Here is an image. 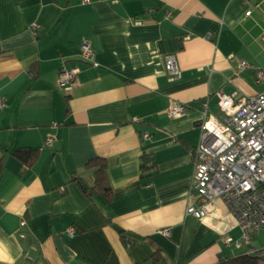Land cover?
Listing matches in <instances>:
<instances>
[{
	"label": "crops",
	"instance_id": "0c3cea01",
	"mask_svg": "<svg viewBox=\"0 0 264 264\" xmlns=\"http://www.w3.org/2000/svg\"><path fill=\"white\" fill-rule=\"evenodd\" d=\"M263 36L264 0H0V264H152L157 249L172 264H214L238 253L186 210L200 100L217 114L216 91L264 89L252 78ZM63 66L80 69L68 87ZM172 101L187 114L170 116ZM17 147L39 149L33 166L22 170ZM96 157L110 198L73 178L91 182Z\"/></svg>",
	"mask_w": 264,
	"mask_h": 264
},
{
	"label": "built area",
	"instance_id": "2783aa9c",
	"mask_svg": "<svg viewBox=\"0 0 264 264\" xmlns=\"http://www.w3.org/2000/svg\"><path fill=\"white\" fill-rule=\"evenodd\" d=\"M262 42L264 45V36ZM81 54L92 61L93 53L86 41ZM165 64L171 78L181 75L175 54H167ZM240 67L253 65L241 62ZM79 70L61 67L58 71L59 84L70 86ZM252 78L264 85L263 70H257ZM235 96L236 92L216 91L217 114L209 112L208 97L200 100L201 137L195 149L190 190V198L194 201L188 205L186 212L222 236L227 245H246L248 252L264 256V246L257 248L250 245L255 235L264 234V89L253 95ZM188 109V104L172 101L168 113L172 117H182ZM142 135L148 138L150 133L147 131ZM55 139L52 135L45 143L51 146ZM148 164L152 166L153 161L149 160ZM236 229L240 231L237 239L230 235ZM73 232L71 229L70 233ZM155 233L169 236L171 230L161 227Z\"/></svg>",
	"mask_w": 264,
	"mask_h": 264
},
{
	"label": "trees",
	"instance_id": "16d2710c",
	"mask_svg": "<svg viewBox=\"0 0 264 264\" xmlns=\"http://www.w3.org/2000/svg\"><path fill=\"white\" fill-rule=\"evenodd\" d=\"M12 155L21 162L22 170H26L27 168L33 166L37 161L39 157V149L34 147H17L12 151ZM150 159L151 158L149 154H147L146 151L143 152V169L148 173L149 170L151 169L150 167H153L148 164ZM88 165L89 166L95 165L97 167L94 171L91 182L75 175L73 176V178L77 180L79 185L85 190V192H87L89 196H93L96 193H100L105 197L110 198L111 184L109 182V178L107 174V163L105 159L101 157L93 158L88 162ZM2 170H3V163H2V158H0V177L2 175ZM121 237L125 242L128 241L126 234L122 233ZM239 237H240V231H239ZM230 245L239 248L240 251H238V253L234 255H229L220 258L214 264H264V256L256 254L257 252L256 253L248 252L246 245H244L243 247H237L234 243L229 244V246ZM151 259H152V264L159 260L162 262V264H172V262L169 261V259H167L165 255L162 253L161 249H157L154 252V254L151 256Z\"/></svg>",
	"mask_w": 264,
	"mask_h": 264
},
{
	"label": "rangeland",
	"instance_id": "374dc122",
	"mask_svg": "<svg viewBox=\"0 0 264 264\" xmlns=\"http://www.w3.org/2000/svg\"><path fill=\"white\" fill-rule=\"evenodd\" d=\"M234 234L238 236V233L237 232H234ZM237 236H235V237L233 236V237L235 239H237L236 238ZM252 245L255 246V247H259V248H261L262 246H264V234L261 233V234L255 236L252 239Z\"/></svg>",
	"mask_w": 264,
	"mask_h": 264
}]
</instances>
